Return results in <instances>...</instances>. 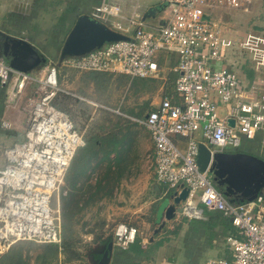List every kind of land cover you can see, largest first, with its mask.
Here are the masks:
<instances>
[{
  "label": "built area",
  "instance_id": "2783aa9c",
  "mask_svg": "<svg viewBox=\"0 0 264 264\" xmlns=\"http://www.w3.org/2000/svg\"><path fill=\"white\" fill-rule=\"evenodd\" d=\"M100 1L91 18L128 39L67 59L62 67L133 79L160 78L163 69L177 74L175 94L164 97L142 122L155 145L156 180L178 193L188 189L177 216L197 220L204 217L205 208L228 217L239 231L240 237L227 238L232 259L204 264H264V196L233 203L198 164L200 142L219 151L239 149L244 140L264 132V96L245 92L235 72L214 66L223 62V50L237 48L258 69L264 68V35L250 33L234 44L209 17L219 8L249 12L258 0H163L168 9L156 26L146 22L133 0ZM167 56L176 57L174 67H166ZM59 67L53 63L35 78L0 59V88L7 87L14 75L12 98L23 96L30 83H38L36 95L28 100V140L6 150V165L0 170V255L21 241L63 243V187L78 150L86 146V131H78L70 116L54 106L57 95L64 92ZM176 137L185 140V149L176 144ZM55 195L58 208L52 206ZM139 235L136 227L119 223L114 243L125 251Z\"/></svg>",
  "mask_w": 264,
  "mask_h": 264
},
{
  "label": "crops",
  "instance_id": "0c3cea01",
  "mask_svg": "<svg viewBox=\"0 0 264 264\" xmlns=\"http://www.w3.org/2000/svg\"><path fill=\"white\" fill-rule=\"evenodd\" d=\"M100 2V0H94V5L87 14H90ZM132 5H137L142 17L148 24L153 26L161 23L168 9V6L163 2V0H133ZM224 9L230 10L232 15H224V12L226 11ZM130 10L131 8H129L128 11ZM239 11L241 10L219 8L211 12L209 17L219 27L222 36L227 40L232 41L234 44H239L250 33L264 35V0H258L255 2L249 12L242 11L243 13H240ZM27 14L29 15V13ZM79 16L80 14L75 17V20H77ZM74 24L75 23L71 24V21H69L66 25V28L69 27V32L74 27ZM65 30L66 32L68 31L67 29ZM28 37H30V35ZM22 38L28 39L34 46L37 47V45L32 42L30 38ZM61 48L62 46L58 48L59 54ZM41 52L50 61L47 65L36 68L28 73L35 78H41L47 72L51 64H58L53 52ZM223 54L225 55L223 62L215 63V68L218 70L226 68L235 72L240 78L241 86L245 92L254 96H264V68L258 69L256 64L252 62V58L249 57L247 53L238 52L237 48L235 50L227 48L223 50ZM0 59H3L8 63L6 57L0 56ZM163 61L165 65L170 68L174 67L177 63L175 56H167ZM64 70L65 71L63 72L71 71V69L68 68H64ZM71 72L90 73V75L95 73L76 70ZM111 74L112 73H109V75ZM163 77L164 76H162V78H155L154 80H161L162 85H167L166 83L164 84V80H162L164 79ZM64 78H67L66 75H61L60 84L64 90L62 93L70 96L74 94L75 97L83 99V102L86 103V107L89 109L91 116L87 121V125H85L86 122H83V125L85 126L84 128L75 127L78 131H86V146L85 148L78 150L67 175L68 177L64 186L66 195L63 196L65 197L63 201L64 203L61 205L62 218L64 217L62 219L63 223L65 222L66 214H69L71 218L70 224H86L90 226L95 223V219L99 216L103 217L104 225H109L115 220H118V222H128V218L137 221L134 216L139 213L145 215L146 220H148L147 222H149L153 212L155 224L159 226L156 222L157 211L160 203L164 199L170 198L172 195H180L186 188H182V192L178 193L175 190H170L167 187L158 184L156 180L154 162L155 145L152 140L151 133L142 123L148 115L146 116L144 114L141 118L137 115L135 116L122 112L124 117L128 119L126 122L124 121L127 124H120V126L116 125L112 134L110 133L106 136L96 134L94 133L96 125L95 122L97 120L96 118L102 114H105L104 116L106 117H110L111 115L108 116L109 113H102V111L110 110L111 112L113 109L92 99L78 96V93L74 92L72 89H65L62 86ZM29 85L32 86L30 92H33V94L36 95L38 83H30ZM167 87L166 89H168ZM6 88L7 87L0 89V108L2 109H4L3 100ZM13 88L14 85L12 84L11 89L9 90V92H11L10 101L14 100V98H12ZM33 88L34 90H32ZM166 89L161 86V90H159L163 93V98L165 97ZM81 94L83 96H87L85 93ZM159 103L154 105V107L146 114L155 110ZM96 104L99 107H97ZM118 114L121 113L118 112ZM2 116L3 120L1 123L4 128H6L4 125H9L10 128L16 127L15 132L9 136V138L21 136L20 138L22 142L26 141L25 135L28 129L27 121L29 117L28 105L24 106L22 102L17 104L15 103L14 105L11 104L7 110H3ZM104 123L109 125L108 121ZM78 124L82 125L81 122ZM106 125L102 124L100 126L101 129L104 130ZM90 126H92V128H90ZM259 134H261L262 139H260L261 141H259L258 145L262 144L264 147V132H260ZM196 138L201 140V134H197ZM256 139L257 137L251 141L244 140L240 149L246 151L247 153L249 152L250 154H256L248 145ZM128 140L130 142H128ZM174 140L180 148L185 149L187 147L185 140L178 137L174 138ZM95 149L97 150L95 151ZM4 154V160L0 164V170H2L6 165V158ZM258 156L261 157L260 155ZM136 192H140L142 195V205L138 206L137 209L133 210V212H128L135 204V195L131 196V194H136ZM183 202L180 207H182ZM102 210H104V212ZM212 212L213 211L204 208V217L195 220L203 222V228H197V226L189 225V222L184 224L185 226H181V228L178 229V237L185 234V237L187 238V233L191 235L190 236L188 234V243H190L191 240L195 242V238L198 240V246H193L194 251L196 252L191 253L193 255L188 252L185 255L184 252H182L183 258L181 259V262L178 259L179 257L177 258L174 252V256H166L168 251L167 249L171 247L170 245L174 246V244H171L172 240L159 242L154 237L148 240L139 235V240H137L134 245L125 251L120 250L114 243V255L111 264H204L207 260L211 259H232V252L227 245V238L230 236L240 237L239 231L234 226L228 228V225L231 223L228 222L229 220H226L228 217L222 214L225 218L222 217L221 220H218L216 217H213L216 215H213ZM129 213L131 214L128 215ZM148 215L149 217H147ZM131 219L130 221H132ZM166 223H168V221L165 220L164 224L167 225ZM174 227L176 228L177 226L175 225ZM71 231L72 230H70V232ZM156 232L158 233L159 229H157ZM104 236L103 240L94 245L91 252H87L88 256L84 257L85 260H82L83 262L80 260L79 255L72 256L73 254L68 256V258L66 257L67 262H74L76 264H97V261L102 258V253L105 250L104 247L108 245L110 241L113 240L114 242V238H107L108 236L106 234ZM17 246L18 245H15L13 252L16 250ZM11 252L8 253L10 254ZM60 256L61 254L56 256V259L55 257L53 258V264H57V260ZM40 259L42 260V264L47 262L43 257H40Z\"/></svg>",
  "mask_w": 264,
  "mask_h": 264
},
{
  "label": "rangeland",
  "instance_id": "374dc122",
  "mask_svg": "<svg viewBox=\"0 0 264 264\" xmlns=\"http://www.w3.org/2000/svg\"><path fill=\"white\" fill-rule=\"evenodd\" d=\"M93 5L94 0H0V48H2L3 37L5 35L26 37L30 38L31 41L34 42L41 51L53 52L54 56L56 57L55 59H57L56 61L58 62L60 58L58 48L60 46H63V42L66 36L69 34V27L66 28V25L69 21H71V24L75 23V17L78 14H80V16L86 15L91 10V7ZM226 11L224 12V15H232L230 10ZM239 12L243 13L242 11ZM27 13H29V15ZM65 29H67L68 31L66 32ZM29 35L30 37H28ZM223 56L225 57L224 54ZM71 71L75 70L71 69ZM71 71L63 72V74H65L67 77L66 79L64 78V82L62 85L65 89H72L74 92L78 93V96L92 99L113 109V111L111 110V112L110 110L102 111V113H109L108 116L111 115L110 117H106L104 116L105 114H102L101 116L96 118L97 120L95 122L96 125L94 124V133L100 134L101 136H106L110 133L112 134L113 129L116 125L120 126V124H127L125 122L128 119L124 117L123 113H129L135 116L137 115L142 118L144 114L146 115V113L149 112L154 107V105H156L163 99V93L159 91L161 90L162 86L161 80L141 78L133 79L122 75H109V73H94L96 76L95 79L91 77L90 73H76ZM163 71L164 72L161 74V78L162 76H164V79L162 80H165L169 75V71L164 69ZM13 77L14 75L12 74L11 81L6 88V93L3 100L4 109L0 108V164L4 160L3 154L4 152H6L7 148L15 145V143L17 144L18 142L22 143V140L20 138L21 136L9 138V136H11L15 132L16 127L4 128L2 126L1 122L3 120V110H7V108H9L11 104L14 105L15 103L17 104L20 102H22L24 106H27L29 98L34 95L33 92H30L32 86L28 85L23 96H14V100L10 101L11 92H9V90L11 89V85L13 84ZM32 90H34V88ZM81 93H85V95L87 96H83ZM73 96L74 94L70 96V105L67 106L68 113L69 115H71L70 117L72 118L75 127L77 126L84 128L85 126L83 125V122H86L85 125H87V121L90 119L89 109L86 107L87 105L85 102H83V99ZM118 112H120L122 115L118 114ZM221 112H223V110ZM107 121L109 122V125H106V123H104ZM79 122H81L82 125L78 124ZM102 124L106 125V128L104 130H102L100 127ZM90 128H92V126H90ZM260 139H262L261 134L257 136V139L255 141L249 143L248 145L254 153L264 158V147L262 144L258 145L259 141H261ZM25 140H28L27 135H25ZM128 142L130 141L128 140ZM83 148L85 147H82L80 149ZM96 150L97 149H95V151ZM234 150L236 149H226V151ZM132 195H135V204L134 207L128 212H133V210L137 209V207L142 205L143 202V198L140 192H136V194L132 193L131 196ZM64 198L65 197L62 196L61 205H63L64 203ZM56 199L57 197L55 195L54 202L52 204L53 208H58ZM180 210L181 207L178 208L179 212ZM102 211L104 212V210ZM130 214L131 213H129L128 215ZM151 215L152 217L149 219V222H147L148 220H146L145 215L139 213L135 214L134 216L137 221L128 218V222H118V220H115L109 225H104L103 217L99 216L95 219V223L93 225L91 224L90 226L86 224H71V232L70 230L68 232H65L66 227L67 229H69L71 222L70 217L65 218V222L63 223V243L60 249L61 256L57 260V264H76L74 262H67L68 256H71L73 252H78L81 261L85 260L84 257L88 256L87 252H91L94 248V245L97 242L103 240L105 234L108 236L107 238H114L113 232L119 223H126L128 225L136 227L139 230L140 236L148 240L152 237L157 239L159 242L172 240L171 244H174V246L170 245L171 247L167 249L168 251L166 256H174V252L176 257H179L178 259L180 262L183 258L182 252H184L185 255L187 254V252L190 254L196 252L194 251L193 246H198L197 238H195V242L191 240V242L188 243L187 238L189 233H187V238L185 237V234H182L178 237L173 233L176 232L177 229L174 227L175 225L179 226L182 224L181 226H185L184 224L189 223V220L177 216L174 220L166 223L167 225L161 227V229L157 233L156 231L160 228V226H157L155 224L153 212ZM147 217H149V215ZM130 219L132 221H130ZM66 234L69 235L67 239H65ZM17 244L21 245L17 246L15 251L20 250L24 252V254H29L31 257L30 264H42V260L39 256L43 257L42 255H44L45 252L46 254L44 257L50 258L55 256V254L52 253L55 252L53 251V248L47 247V245L50 244H39L32 241H21L16 243L15 245ZM49 260H51V258Z\"/></svg>",
  "mask_w": 264,
  "mask_h": 264
},
{
  "label": "water",
  "instance_id": "95a60500",
  "mask_svg": "<svg viewBox=\"0 0 264 264\" xmlns=\"http://www.w3.org/2000/svg\"><path fill=\"white\" fill-rule=\"evenodd\" d=\"M123 34L91 18L89 14L77 18L74 27L66 37L60 51L58 65L70 58L83 57L102 48L107 43L127 40ZM4 57L8 65L16 71L29 73L45 66L49 59L28 39L5 35L3 37ZM235 127V121L229 120ZM198 164L202 172H209L218 189L234 203L236 200L253 202L264 192V159L242 151H219L204 143H199ZM188 189L180 195L164 199L157 211V224L177 217L178 208L188 197ZM102 258L97 264H111L114 253L113 240L106 245Z\"/></svg>",
  "mask_w": 264,
  "mask_h": 264
},
{
  "label": "trees",
  "instance_id": "16d2710c",
  "mask_svg": "<svg viewBox=\"0 0 264 264\" xmlns=\"http://www.w3.org/2000/svg\"><path fill=\"white\" fill-rule=\"evenodd\" d=\"M59 68L61 70V74H60V79H61V75H63L62 73L65 70L62 67H59ZM95 73H102V72H95ZM91 77H93V78L96 79V76H95L94 73H92ZM176 79H177V74H175V73H169L168 77L164 80V84L166 83L167 85H170L168 87H167V85H162V87H165V89H166V87L168 88V89H166L165 97H168V96L170 97V96H173L175 94V82H176ZM70 99H71L70 95H67L65 93L60 92L57 95V97L55 98V100H54L53 103H54V106L57 109L61 110L62 112H65L66 114L69 115L68 110H67V106L70 105V103H69V100ZM69 116H71V115H69ZM89 116H91L90 113H89ZM234 151L246 152L244 150H241L240 148L239 149H236ZM254 155H256V154H254ZM234 203H243V201L236 200V201H234ZM212 213H213V215H216V216H213V217H216L218 220H221L222 217H223L222 213H220V212L213 211ZM67 217H70L69 214H66L65 215V218H67ZM219 217H221V218H219ZM223 218H225V217H223ZM226 220L227 221L229 220L228 222H231V220L228 219V218H226ZM189 222H190L189 225L197 226V228H199V227H202L203 228V222H198V221H195V220L194 221H189ZM181 225H179V226L176 227L177 229H176V232H173L174 234H176V235L178 234V229L181 228ZM231 226H233L232 225V222L228 225V228H231ZM69 230H71V224H70L69 229H67V227H66V231L65 232H68ZM67 237H69V235L66 234V238L65 239H67ZM165 241H167V240H165ZM17 245L19 246L21 244H17ZM48 247H52L53 248V251H55V252H52L53 254H55L54 257L59 256L61 254L60 249L62 247V244H59V245L58 244L48 245ZM13 248L15 249V246L12 247L10 249V251H8V252H11L12 251L10 254L7 252L6 254L0 255V257H1L0 264H30L31 257H30L29 254H24V252H22L20 250H17V251H14L13 252ZM45 254H46V252H45ZM45 254L42 255L43 258H44V260L47 261V262H44V264H51V263H53V258L54 257H50L51 260H49L50 258L44 257ZM77 255H79L77 252H74L73 253V256H77Z\"/></svg>",
  "mask_w": 264,
  "mask_h": 264
},
{
  "label": "flooded vegetation",
  "instance_id": "af4514ba",
  "mask_svg": "<svg viewBox=\"0 0 264 264\" xmlns=\"http://www.w3.org/2000/svg\"><path fill=\"white\" fill-rule=\"evenodd\" d=\"M4 47H3V45H2V48H1V50H0V56H2V57H4ZM148 114H146V116H147ZM145 116V117H146Z\"/></svg>",
  "mask_w": 264,
  "mask_h": 264
}]
</instances>
